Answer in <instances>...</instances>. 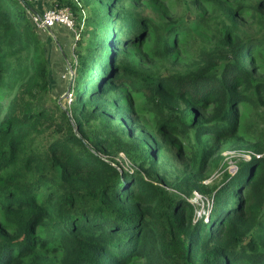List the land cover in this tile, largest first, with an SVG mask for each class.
Wrapping results in <instances>:
<instances>
[{"label": "trees", "instance_id": "obj_1", "mask_svg": "<svg viewBox=\"0 0 264 264\" xmlns=\"http://www.w3.org/2000/svg\"><path fill=\"white\" fill-rule=\"evenodd\" d=\"M83 1L90 8L89 31L75 42L73 124L60 105H44L49 62L32 5L0 0V94L9 95L27 77L43 81L27 85L17 97L20 111L0 122V264H128L141 258L147 235L155 233L167 264H264V157L251 156L227 173L205 209L207 218L193 222V206L180 194L115 161L111 154L123 146L116 135L87 129L99 112L152 114L163 134L196 148L199 171L213 146L216 151L241 138L242 106L264 132V77L254 78L244 65L264 39L243 38L235 20L246 12L260 17L264 0L233 6L225 5L230 0H193L210 5L208 14L196 15L182 0L185 16L163 28L126 12L128 24L112 27L111 9L121 0ZM62 4L80 12L74 0H58ZM199 33L209 41L203 44V37L194 68L183 74L148 76L118 61L121 48L141 46L148 36L152 53L164 59L183 37ZM31 49L40 62L28 75ZM119 88L130 103L131 94H139L142 105L135 110L120 105L119 97L102 100ZM206 138L216 142L208 150ZM158 149L140 144L123 151L148 171Z\"/></svg>", "mask_w": 264, "mask_h": 264}, {"label": "rangeland", "instance_id": "obj_2", "mask_svg": "<svg viewBox=\"0 0 264 264\" xmlns=\"http://www.w3.org/2000/svg\"><path fill=\"white\" fill-rule=\"evenodd\" d=\"M28 1L38 15H42L49 8L66 7L63 4L58 6V0ZM74 1L76 5L80 6V12L67 6L72 15L71 26L60 24L54 25L49 29L36 26L49 62L46 78L47 91L44 93L42 87L39 88L43 92V96H45L44 105L49 108L55 107V109L60 105L62 109L66 110L67 116L72 123L73 119L70 111L73 105L68 99L73 77L76 76L75 69L72 68L76 64L77 59L75 42L80 38L88 37L89 30L86 23L90 13V8L83 0ZM184 1L191 6L193 15H196L198 11L203 14L210 12L209 4L199 1L194 2L193 0ZM182 2V0H121L117 7L113 6L111 9L115 17L110 23L112 27L116 26V28L125 26L128 24V18L124 17L125 14L134 13L137 16L145 15L150 17L159 28H163L164 25L170 24L177 17L185 16V10L180 5ZM238 2L239 0H230L225 5L233 6ZM262 15L264 17V12H262ZM261 16L256 17L252 13L246 12L235 19L243 38L258 37L264 39V20H260ZM204 34L199 33V36L187 35L183 37L179 40L178 48L164 59H160L152 53V41L150 36H148L142 40L141 46L135 45L129 48H121L120 50L123 52L119 55L118 61L126 63L132 69L148 76L159 73L183 74L187 70L194 68V62L198 60L196 53H199L200 48L198 47L201 45L203 37V44L209 41ZM31 56L33 57L29 60L31 64L25 66V71L29 72L28 75H32L40 62L39 56H36V52L33 49L30 50ZM244 65L250 70L254 78H263L264 47H261L253 55H248ZM26 81H28V77L19 82L9 95L3 96L0 94V122L6 115L10 116L11 113L20 111L21 107L17 97L28 90L26 89L27 85H43V81L37 79H33L30 82ZM117 91V95L115 93L102 100L112 103L115 102L116 97H119L118 102L120 105H127L135 110L144 101V99L138 98L139 94L132 93L130 103L126 97L128 92L125 88H119ZM71 93L73 96L70 95L74 97L73 92ZM239 113L241 118L239 130L241 138L227 142L216 151H214L213 146V143L215 144L216 142L206 138L207 140L203 143V146L206 150L209 147L211 149L213 146V152H211L212 154L210 153L211 155L207 158L205 165L200 171L198 167L200 156L196 152V148L192 145H185V140L181 137L163 134L158 129V123L152 114H137L132 111L130 115L122 112L117 116H113L107 112H99L95 114L94 118H91L87 129H95L96 133L102 135H116L123 143V146L117 145L115 153L111 154L108 152L114 157L115 161L130 172L137 170L142 176L151 181L153 185L163 186L165 191L169 193L180 194L193 206L192 221L196 222L202 214L206 215L205 209H210L213 205V193L225 183L224 179L227 173L234 174L244 161L251 156L264 157L263 130L257 127L247 107L242 106ZM47 132H53V129L50 128ZM39 139L44 141L45 136H41ZM257 143H262V147H257ZM140 144L159 146L158 152L155 153V163L150 165L151 169L148 171L141 170L135 164L130 163L123 151V149H138ZM138 189H141L140 185H138ZM198 212H201L200 215H198ZM156 237V233L147 235L145 245H142L141 258L132 260L128 264H167L162 256L161 246L156 241Z\"/></svg>", "mask_w": 264, "mask_h": 264}, {"label": "built area", "instance_id": "obj_3", "mask_svg": "<svg viewBox=\"0 0 264 264\" xmlns=\"http://www.w3.org/2000/svg\"><path fill=\"white\" fill-rule=\"evenodd\" d=\"M32 21L36 26H41L43 29H49L54 25L63 24L64 26L72 25V15L67 7H55L45 10L42 15H32ZM68 101H71L69 94ZM201 212H198L200 215Z\"/></svg>", "mask_w": 264, "mask_h": 264}, {"label": "water", "instance_id": "obj_4", "mask_svg": "<svg viewBox=\"0 0 264 264\" xmlns=\"http://www.w3.org/2000/svg\"><path fill=\"white\" fill-rule=\"evenodd\" d=\"M32 10V9H31ZM33 11V13H35V14H37L34 10H32Z\"/></svg>", "mask_w": 264, "mask_h": 264}, {"label": "clouds", "instance_id": "obj_5", "mask_svg": "<svg viewBox=\"0 0 264 264\" xmlns=\"http://www.w3.org/2000/svg\"><path fill=\"white\" fill-rule=\"evenodd\" d=\"M36 15H38V14H36Z\"/></svg>", "mask_w": 264, "mask_h": 264}]
</instances>
